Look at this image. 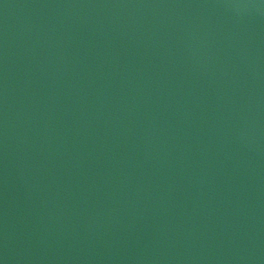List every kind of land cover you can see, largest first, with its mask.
I'll list each match as a JSON object with an SVG mask.
<instances>
[{
	"label": "water",
	"instance_id": "water-1",
	"mask_svg": "<svg viewBox=\"0 0 264 264\" xmlns=\"http://www.w3.org/2000/svg\"><path fill=\"white\" fill-rule=\"evenodd\" d=\"M0 264H264V0H0Z\"/></svg>",
	"mask_w": 264,
	"mask_h": 264
}]
</instances>
